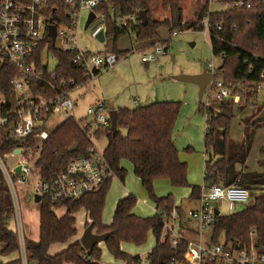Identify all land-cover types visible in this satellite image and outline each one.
<instances>
[{"label":"trees","instance_id":"1","mask_svg":"<svg viewBox=\"0 0 264 264\" xmlns=\"http://www.w3.org/2000/svg\"><path fill=\"white\" fill-rule=\"evenodd\" d=\"M29 1V0H24ZM76 1V0H75ZM183 0H160L167 12L163 20L152 18L146 0H102L94 8L96 13L104 16V39L111 42V51L118 56L127 52L117 51L116 41L124 34L131 32L137 42L158 38L161 28L173 32L198 26L208 15V29L212 55L222 58L220 67L213 79H221L233 88V94L240 95L239 103L234 106L231 101L212 104L208 108L209 121H205L204 146L207 160L203 167V186L213 183L223 186L236 185L249 191L253 202L250 206L227 215L218 214L214 217L211 229L212 243L222 237L230 246L248 249L253 246L255 251L264 255V173L249 172L243 168L247 151L252 140L253 120L262 112L246 118L244 142H237L228 135L233 110L243 111L256 97L261 85H264V0H255L250 9H231L207 11L203 5L197 13L195 22L183 21L180 3ZM219 4H228L231 0H216ZM146 13V23L142 24L139 11ZM51 23H68L69 13L65 0H49L46 11ZM133 15L135 20L128 28L117 24V19ZM221 26L218 30L217 26ZM44 43L53 52L57 60L55 71L61 77L73 79L78 85L83 84L82 71L73 63V54L61 52L50 45L46 36ZM13 77L11 67L4 64L0 69V90L7 93L9 82ZM180 102L156 101L133 108H117V129L113 135L108 129H97L95 139L105 138L106 146L103 154L114 173L121 182L126 170L122 161L131 164L133 174L146 190L149 199L155 206V213L147 217H139L132 213L137 199L129 194L119 199L108 225L101 221L106 195L111 180L106 181L98 191L86 194L76 201H63L56 206L65 207V213L56 216L51 208L53 204L48 198L42 197L37 204L39 212L38 239L25 238V250L28 263L35 264H100L101 250L98 245L86 251L79 242L75 228L74 214L84 210L93 231L101 234L111 232L103 242L108 254L115 260L137 264L138 257L123 252L121 243L142 246L148 234L154 237L155 245L147 253L148 264H169L174 258L183 261L187 242L181 240L176 247L167 233L160 241L163 225L172 217L177 209L174 199L169 194L158 197L154 193L156 180H167L174 187L190 189L189 198L197 200L201 186L190 185L187 181V165L178 157L172 137L174 124L179 113ZM198 111L204 113L203 103H199ZM121 130L125 134H121ZM0 154L9 152L13 143L5 140L0 134ZM29 140V139H28ZM91 142L72 119H64L55 127L43 142L40 157L36 163L41 176L48 180L61 172L70 159L83 156ZM74 146L73 150H69ZM264 153V147L260 149ZM217 157V158H216ZM260 163V162H259ZM260 164L264 165V161ZM259 164V165H260ZM240 169L237 170L236 167ZM178 216L180 213H176ZM13 216V206L9 190L0 172V255L6 256L18 249L17 238L9 227ZM53 244H67L66 248L54 255L48 250ZM0 264H20L19 260Z\"/></svg>","mask_w":264,"mask_h":264},{"label":"built area","instance_id":"2","mask_svg":"<svg viewBox=\"0 0 264 264\" xmlns=\"http://www.w3.org/2000/svg\"><path fill=\"white\" fill-rule=\"evenodd\" d=\"M101 1L65 0L69 13V21L65 24L50 22L46 15L49 0H0V69L6 64L13 72L7 93L0 90V134L3 133L5 140L13 143L9 152L0 154V172L12 200V231L17 238L16 252L20 264H28V260L22 220L16 201V185H27L30 180H33L34 195L48 198L53 204L52 212L59 217L66 210L63 206L57 207L58 203L76 201L86 194L94 193L106 181L115 177L104 157V149L98 148L95 144L97 129L110 130L108 107L103 101L87 107L85 112L90 120L84 125L80 124L74 118L75 102L72 97V91L78 87V84L73 79L57 74L55 71L57 60L44 43L47 36L52 47L61 52L73 54V63L82 71L83 84L94 80L101 71L113 67L119 58L114 52H87L80 48L78 41L82 12L85 10L95 13L91 23L97 21L91 26V36L103 34L104 16L94 11ZM254 1L231 0L227 7L250 9ZM134 20L133 15L120 16L117 24L122 28H128ZM49 24H55L56 27L53 45L47 35ZM201 27L203 34L209 36L208 15L202 19ZM217 29L220 30L221 26L218 25ZM176 34V31L172 32L173 36ZM148 47L150 51L141 56L142 62L158 61L167 50V45L159 42ZM49 56L54 57L56 61L52 68L48 63ZM206 68L211 77L203 90V92L207 90L203 109L205 121H209L208 108L213 103L231 101L236 106L239 103V95L233 94V88L221 79H213L218 68H214L212 64H208ZM263 75L264 71L260 78ZM138 103L139 98L135 97L134 104ZM57 114L65 115L64 119H74L91 145L85 155L70 159L61 172L46 180L41 176L36 163L40 157L43 142L51 133L45 129V126L51 122L52 116ZM8 155L17 159L16 164L10 169L2 161L3 157ZM17 167L18 173L15 172ZM248 199L249 191L244 187L223 186L218 183L209 186L201 185L197 199L198 207L188 210L186 219L194 220L198 233L206 235L213 224L214 209H217L219 214L217 204L225 203L226 209L233 211L238 204L245 203ZM167 233L170 235L173 247H176L181 240L187 242L184 260L176 261L173 258L169 264H264V255L258 254L253 246L248 249H237L224 240L214 244L211 240L203 245L200 239L197 241L185 239L180 228V217L174 212L169 221L163 225L160 241ZM137 264H148V260L146 257L139 256Z\"/></svg>","mask_w":264,"mask_h":264},{"label":"rangeland","instance_id":"3","mask_svg":"<svg viewBox=\"0 0 264 264\" xmlns=\"http://www.w3.org/2000/svg\"><path fill=\"white\" fill-rule=\"evenodd\" d=\"M146 1L149 5L152 18L163 20L164 17H167V12L162 8L160 0ZM203 5H206L207 11L211 12L228 8L226 3L219 4L216 0H183L180 3L183 11V21L187 23L195 22L197 13ZM87 14V10L82 12L81 25L78 31L79 46L81 49H88L93 53L102 52L104 50L103 38L101 39V36H91L90 32L91 26L97 21L84 29ZM198 26H201V21ZM175 31L177 34L173 36L167 29L161 28L158 32V38L148 42H137L131 32L121 36L116 41L115 47L117 51H128V54L118 56L115 53L119 58L113 67L101 71L97 79L82 85L80 84L72 91V97L75 102L73 113L74 118L84 125L90 120L86 116V108L99 100L103 102L106 100L105 105L109 111L116 110L117 106L119 108L125 106L133 108L156 101L180 102L179 113L174 124L172 136L179 159L187 163L189 172V176L187 175L188 183L200 186L203 184V156L205 158L206 151L204 146L205 114L198 111V105L199 103H205L207 90L205 89L202 97L199 98L198 86L195 83L179 80L176 77L199 74L208 64H212L214 68H219L222 58L212 55L210 37L205 36L202 30L196 27H189ZM157 42L167 45L165 54L160 56L158 61L142 62L141 56L150 51V47L147 45ZM111 45L110 42L109 48H111ZM141 46L143 47L140 48ZM48 63L49 67L52 68L56 63L55 58L49 56ZM104 89L108 91L109 97L115 103L111 99L107 100L103 97ZM137 96L140 97V102L138 104L131 103L132 99ZM260 109H262V112L264 111V85H261L256 97L253 98L252 103L245 109V112L241 113L237 109L235 110L233 114L234 120H231L228 130L229 137L232 138L231 136H234L236 137L235 141L244 142V138L239 139L241 136H245V127L249 125L244 120L252 114L257 113ZM64 117L65 115L62 114L52 116L51 122L45 126V129L51 132L63 121ZM252 131V140L247 151L249 161L254 155L258 154V148L264 146V121L257 122ZM121 134H125V131L121 130ZM95 144L98 148L104 149L106 140L105 138L97 139ZM2 161L10 169L16 164L17 159L8 155L3 157ZM123 166L126 169V175L122 182L127 192L137 199L134 212L137 215L145 216L150 212L149 206L153 202L149 199L140 181L133 174L131 164L126 161ZM113 181L111 185H114L112 188L114 190L110 192L111 194H108L109 191L107 192L101 221L102 219L107 220V222L110 220L115 202L123 196L124 191L121 184ZM32 184L33 180H30L27 185H16L15 187L16 201L25 238H37L38 235V206L33 200ZM153 188L156 196L163 197L170 194L174 201L179 195H188L189 193V188L174 187L167 180H157ZM252 202L253 200L250 197L245 203L238 204L233 211L227 210L222 204H217V207L219 214L227 215L250 206ZM184 210V214L182 215L186 219L187 209ZM75 218L76 224L80 228L79 220L81 219V213L77 214ZM9 227L13 229L12 222ZM204 235L205 233H198L200 242L203 245L206 244ZM153 239L154 237L148 234L146 243H152ZM222 239L221 237L219 240L222 241Z\"/></svg>","mask_w":264,"mask_h":264},{"label":"crops","instance_id":"4","mask_svg":"<svg viewBox=\"0 0 264 264\" xmlns=\"http://www.w3.org/2000/svg\"><path fill=\"white\" fill-rule=\"evenodd\" d=\"M165 18V17H164ZM80 25H81V22H80ZM99 36H101V39L102 40H104V50L102 51V52H109L110 51V49L111 48H109V45H110V42L109 41H107V40H105L104 39V36H103V34H99V35H97V37H99ZM149 41H151V40H149ZM148 42V41H147ZM144 43V42H143ZM149 45V44H148ZM147 45V46H148ZM144 46V45H143ZM143 46H141L140 48H142ZM146 46V47H147ZM85 51H88V52H92V51H89L88 49H84ZM124 52H127V54H128V51H124ZM93 53V52H92ZM144 63H146V62H144ZM98 78V76L95 78V79H97ZM94 79V80H95ZM93 81V80H92ZM87 87V86H86ZM85 88V87H84ZM103 97L105 98V99H111L110 97H109V93H108V91L106 90V89H104V92H103ZM138 97V96H137ZM139 98V102H140V97H138ZM112 100V99H111ZM100 101V100H99ZM105 101L106 100H104V103H105ZM113 101V103H115L114 102V100H112ZM134 103V98L132 99V101H131V103ZM106 104V103H105ZM117 105H119V104H117ZM125 107H127V106H125ZM116 108H119V106H117ZM128 108V107H127ZM248 107H246L245 109H247ZM245 109L243 110V111H241V113L242 112H245ZM235 108H234V111H233V114H234V112H235ZM248 118V117H247ZM232 119H233V117H232ZM231 119V120H232ZM234 120V119H233ZM231 124V123H230ZM173 137V136H172ZM232 138L231 139H235L236 137H234V136H231ZM244 138V136H241L239 139H243ZM262 147H264V146H261V147H259L258 148V154L257 155H254V157L253 158H251L250 159V161H249V157L247 156V158H246V161H245V164H244V166H243V168L245 169V171H249V172H257V173H264V165H262V164H260L261 162H263L264 161V153H261L260 152V149L262 148ZM254 153H256L255 151H254ZM206 158H207V154L205 153V158H204V156H203V167H204V162H205V160H206ZM126 161H122L121 162V166L124 168V163H125ZM260 162V163H259ZM186 163V162H185ZM260 164V165H259ZM186 165H187V163H186ZM132 167V166H131ZM125 169V168H124ZM236 169L237 170H239L240 169V167L239 166H237L236 167ZM126 170V169H125ZM187 175L189 176V172H188V166H187ZM138 179V178H137ZM114 180V181H113ZM117 182V183H120L121 184V187H122V190L124 191H122L123 192V196L122 197H120V198H118L117 199V201L119 200V199H121V198H123V197H125V196H127V195H129V193L127 192V190H126V188H125V186H124V184H123V182H121L118 178H116V177H114L112 180H111V182ZM157 182V180L154 182V184ZM191 185H198V184H191ZM201 186V185H200ZM114 187V185L112 184L111 185V183H110V187H109V189H108V194H111L110 192H113V190L114 189H112ZM188 191H189V193H188V195H179L178 197H177V199L174 201V207L177 209L174 213L176 214V213H180V215H179V217H180V228H181V232H182V235H183V237L185 238V239H187V240H192V241H197L198 239H199V237H198V228H197V224H196V222L194 221V220H189V219H184L183 218V215L182 214H184V209H187V211L188 210H193V209H196L197 207H198V202H197V200H191L190 198H189V195H190V189H188ZM116 201V202H117ZM116 202H115V204H116ZM115 204H114V207H113V211H114V208H115ZM136 205H137V202H136ZM136 205H135V207H136ZM222 205H224L225 206V203H222ZM105 206V205H104ZM134 207V208H135ZM134 208L132 209V213H134L135 215H137L135 212H134ZM149 209H150V212L147 214V215H145V216H140V215H137V216H139V217H146V216H151V215H153L154 213H155V206H154V204H152V205H150L149 206ZM113 211H112V213H111V218H112V214H113ZM79 213H81V219L79 220V223H80V228H79V226L76 224V215L77 214H79ZM63 214H64V212H63ZM102 214H103V212H102ZM62 215V214H61ZM177 215V214H176ZM74 218H75V228H76V230H77V234L78 235H76L75 237H74V239H76V238H79V236H80V233H81V231H83V229H84V224L86 223V222H88V216H87V213H86V211H84L83 209L82 210H80L78 213H76V214H74ZM102 218H103V216H102ZM111 218H110V220L107 222V220H103L102 219V224L103 225H108L109 223H110V221H111ZM38 221H39V212H38ZM172 222V221H171ZM38 226H39V222H38ZM207 233V232H206ZM27 238H29V237H27ZM29 239H31V240H34V241H36L37 239H38V235H37V238H29ZM154 240V239H153ZM147 244V245H146ZM145 245H142V246H134V245H131V244H127V243H121V245H120V249L123 251V252H125V253H127V254H129V255H131L132 257H139V256H142V257H146V255H147V253L153 248V246L155 245V240L152 242V243H146ZM66 246H67V244H53L52 246H50V248H49V250H48V253H49V255H54L55 253H57V252H60L61 250H63V249H65L66 248ZM147 246V247H146ZM98 248L101 250V261H100V264H128L127 263V261H121V260H115V259H113L109 254H108V252L106 251V249H105V246H104V243H100L99 245H98ZM18 258V255H17V252H14V253H11V254H9V255H6V256H1L0 255V263H5V262H10V261H14V260H16Z\"/></svg>","mask_w":264,"mask_h":264},{"label":"water","instance_id":"5","mask_svg":"<svg viewBox=\"0 0 264 264\" xmlns=\"http://www.w3.org/2000/svg\"><path fill=\"white\" fill-rule=\"evenodd\" d=\"M95 13L93 11H89L84 23V29H86L89 24L94 19ZM139 17L142 21V24L146 23V13L144 10L139 11ZM47 35L50 37L51 44H54L55 36H56V27L55 24H49L47 27ZM210 72L207 70L206 67L203 68L202 72L195 75H180L176 78L179 80H185L192 83H195L198 86V96L199 98L202 97L203 90L206 87V85L210 81ZM109 118L111 122L110 126V132L114 135L116 133L117 129V110L113 109L109 111ZM264 121V111L261 112L254 120V123L262 122ZM74 146H72L69 150H73ZM15 172H19V168L17 167L15 169ZM40 196L34 195L33 200L35 204H38L40 201ZM214 215H218V210L214 209ZM111 235V232H105V233H95L93 231V224L89 223L82 231V233L79 236V242L82 245V247L86 251H91L94 246L99 245L100 243H103L109 236ZM213 231L210 229L206 235L205 240L206 242H210L212 240Z\"/></svg>","mask_w":264,"mask_h":264}]
</instances>
